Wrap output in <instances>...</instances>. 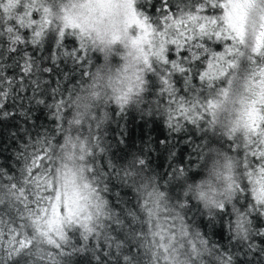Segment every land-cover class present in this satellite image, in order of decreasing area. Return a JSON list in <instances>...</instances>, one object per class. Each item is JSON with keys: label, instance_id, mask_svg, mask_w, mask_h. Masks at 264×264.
Returning <instances> with one entry per match:
<instances>
[{"label": "snow or ice", "instance_id": "snow-or-ice-1", "mask_svg": "<svg viewBox=\"0 0 264 264\" xmlns=\"http://www.w3.org/2000/svg\"><path fill=\"white\" fill-rule=\"evenodd\" d=\"M36 110L0 166V264H264V0H0V120ZM130 110L168 136L117 159Z\"/></svg>", "mask_w": 264, "mask_h": 264}, {"label": "trees", "instance_id": "trees-1", "mask_svg": "<svg viewBox=\"0 0 264 264\" xmlns=\"http://www.w3.org/2000/svg\"><path fill=\"white\" fill-rule=\"evenodd\" d=\"M97 55L96 69H94L96 72L95 79L84 86V90L79 94V98L73 102V114L80 115L81 118L87 112L94 111L98 106L100 97L94 95V93H100L101 96L105 92L111 94V88L108 87V82L116 76L123 65L122 47L119 51L114 49L110 52L107 55V59L103 52L98 51ZM132 102L130 99L129 103L131 104ZM32 115L33 118L27 121L18 115L7 120H0V166L8 170H13L14 167L19 166V162L15 159L14 154L19 151L21 144L51 123L47 119V114L41 110H36ZM100 116L102 118L105 117V110L103 108H100ZM121 129L125 132L126 143L119 146L113 143V151L117 159L124 152H135L143 148L148 141H152V147L155 148V142L168 136V131L161 118L153 117L150 120L142 119L140 114L134 110L129 111L126 119L121 124ZM115 135L119 139V133L117 132ZM121 149H123V152ZM152 158L154 161L153 166L159 164L163 159L158 152H153ZM207 175L208 173L206 171L205 178ZM202 180L203 178L197 180L195 185L201 184ZM58 214L59 212L57 210Z\"/></svg>", "mask_w": 264, "mask_h": 264}, {"label": "clouds", "instance_id": "clouds-1", "mask_svg": "<svg viewBox=\"0 0 264 264\" xmlns=\"http://www.w3.org/2000/svg\"><path fill=\"white\" fill-rule=\"evenodd\" d=\"M121 47H122V45H121Z\"/></svg>", "mask_w": 264, "mask_h": 264}]
</instances>
